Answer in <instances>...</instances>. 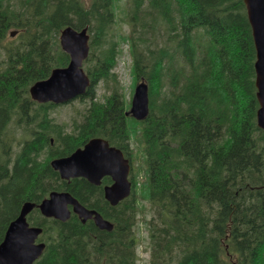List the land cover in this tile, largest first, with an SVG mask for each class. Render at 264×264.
<instances>
[{
  "label": "trees",
  "instance_id": "16d2710c",
  "mask_svg": "<svg viewBox=\"0 0 264 264\" xmlns=\"http://www.w3.org/2000/svg\"><path fill=\"white\" fill-rule=\"evenodd\" d=\"M116 1L0 0V242L31 201L27 221L42 228L37 241L45 244L32 264H137L134 172L130 195L111 205L103 196L109 177L97 186L67 182L49 163L95 136L131 157L130 122L145 163L149 264H264V130L243 0L125 1L131 73L148 84L141 120L125 114L129 101L113 71ZM68 25L87 26L90 36V85L69 125L51 116L58 104L29 96L31 84L68 63L58 39ZM100 83L111 85L102 100ZM54 190L69 191L112 229L74 213L66 221L43 216L37 205Z\"/></svg>",
  "mask_w": 264,
  "mask_h": 264
},
{
  "label": "water",
  "instance_id": "95a60500",
  "mask_svg": "<svg viewBox=\"0 0 264 264\" xmlns=\"http://www.w3.org/2000/svg\"><path fill=\"white\" fill-rule=\"evenodd\" d=\"M247 19L251 27L255 47V87L258 108L256 122L264 130V0H243ZM17 30L10 31L14 37ZM59 43L69 55L65 66L52 68L48 77L35 81L29 94L37 102L64 103L84 94L90 79L83 69V61L89 53V34L87 26L77 30L68 25L61 29ZM148 85L144 79L135 85L131 104L125 112L137 120L145 118L149 111ZM50 165L59 172L61 178L84 177L92 184H99L104 175L112 178V183L104 187V197L112 205L117 204L130 193L127 176L130 162L121 149L110 145L101 137H92L82 147L71 154L54 158ZM71 209L82 222L92 219L100 229L111 230L112 223L94 210L81 205L67 191H51L38 208L48 217L64 221ZM35 206L33 202L23 203L18 215L9 222L0 242V264H32L44 249L43 242H36L40 227L29 226L26 215Z\"/></svg>",
  "mask_w": 264,
  "mask_h": 264
},
{
  "label": "rangeland",
  "instance_id": "374dc122",
  "mask_svg": "<svg viewBox=\"0 0 264 264\" xmlns=\"http://www.w3.org/2000/svg\"><path fill=\"white\" fill-rule=\"evenodd\" d=\"M125 1L126 0L116 1V5L118 6L116 8V23L113 26V33L116 34L117 37L120 39V51L117 55L116 64L113 71L119 80L121 86L120 91L122 93L123 98H125L126 101H129V104L125 109L128 110L130 107L134 87L139 79H134V76L131 73V55L128 51V43L124 38L130 32V25L128 23L127 14L125 12ZM158 42L161 43V39L158 38ZM110 86V84L103 85L102 83H100L96 87V93L99 100L103 99L102 96L104 93H108ZM82 107V102L78 99H74L71 102L57 106L54 111L51 112V116L57 122H64L69 125L71 124L72 119L79 115L78 112L82 109ZM71 128L72 125L67 126V131L71 130ZM136 131L137 129L134 123L129 122L131 149L130 159L132 162L131 171L134 172L133 174H135L134 176L137 180L136 194L138 211L137 222L135 225V235L138 240L137 264H149V233L146 227V221L151 216V209L150 203L147 200L143 199L142 193L140 194L142 184L145 183V163L143 161V152L141 151V144L138 141L139 138L136 134Z\"/></svg>",
  "mask_w": 264,
  "mask_h": 264
},
{
  "label": "flooded vegetation",
  "instance_id": "af4514ba",
  "mask_svg": "<svg viewBox=\"0 0 264 264\" xmlns=\"http://www.w3.org/2000/svg\"><path fill=\"white\" fill-rule=\"evenodd\" d=\"M111 180V179H110Z\"/></svg>",
  "mask_w": 264,
  "mask_h": 264
}]
</instances>
